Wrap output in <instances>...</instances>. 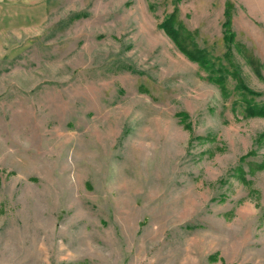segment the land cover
I'll use <instances>...</instances> for the list:
<instances>
[{
    "label": "rangeland",
    "instance_id": "1",
    "mask_svg": "<svg viewBox=\"0 0 264 264\" xmlns=\"http://www.w3.org/2000/svg\"><path fill=\"white\" fill-rule=\"evenodd\" d=\"M246 96L264 0H0V264H264Z\"/></svg>",
    "mask_w": 264,
    "mask_h": 264
},
{
    "label": "trees",
    "instance_id": "2",
    "mask_svg": "<svg viewBox=\"0 0 264 264\" xmlns=\"http://www.w3.org/2000/svg\"><path fill=\"white\" fill-rule=\"evenodd\" d=\"M226 19L224 21L225 25V37L229 42L233 40V31L231 30V16H230V5L227 4L225 10ZM176 12L168 14L161 23V26L165 29L166 33L173 39L177 46L191 59L199 61L203 66L210 69L212 63L207 58L205 51L199 48L198 44L194 39V35L191 31L187 30L181 23L177 21ZM250 63L259 71L261 63L254 61L251 56H249ZM238 77V75H234ZM221 77V76H219ZM215 79L214 77H210ZM241 89H245L251 93L253 91L249 90L245 85H238ZM247 103L246 112L249 115H262L264 116V103L254 102L251 99L245 97Z\"/></svg>",
    "mask_w": 264,
    "mask_h": 264
}]
</instances>
